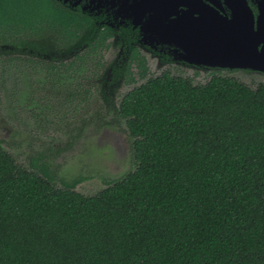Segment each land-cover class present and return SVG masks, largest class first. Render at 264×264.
Returning a JSON list of instances; mask_svg holds the SVG:
<instances>
[{
	"label": "trees",
	"instance_id": "obj_1",
	"mask_svg": "<svg viewBox=\"0 0 264 264\" xmlns=\"http://www.w3.org/2000/svg\"><path fill=\"white\" fill-rule=\"evenodd\" d=\"M107 34L58 0H0V44L95 52ZM117 75L134 168L87 195L0 146V264H264V83L149 75L136 48Z\"/></svg>",
	"mask_w": 264,
	"mask_h": 264
},
{
	"label": "rangeland",
	"instance_id": "obj_2",
	"mask_svg": "<svg viewBox=\"0 0 264 264\" xmlns=\"http://www.w3.org/2000/svg\"><path fill=\"white\" fill-rule=\"evenodd\" d=\"M8 48L11 46L0 44V146L17 164L32 168L31 163L40 159L58 185L60 179L82 176L85 180L75 189L87 195L134 168L132 138L117 114L121 96L133 85L126 84L122 75L123 81L101 94L100 77L117 49L108 48L100 54L88 50L82 58H73V62L79 61L61 81L50 83L41 72L32 71L7 52ZM52 50L66 54L70 51H57L55 47ZM142 53L149 75L169 69L173 74L192 78L194 83H203L211 75L209 68ZM220 72L250 86L264 83L261 73ZM111 90L113 97L108 93Z\"/></svg>",
	"mask_w": 264,
	"mask_h": 264
},
{
	"label": "flooded vegetation",
	"instance_id": "obj_3",
	"mask_svg": "<svg viewBox=\"0 0 264 264\" xmlns=\"http://www.w3.org/2000/svg\"><path fill=\"white\" fill-rule=\"evenodd\" d=\"M259 1L260 0H247L255 16L259 10ZM63 4L72 9L81 10V8L84 7V11L93 18L94 25L98 27L99 31H106V33H108L102 43L103 45L99 46L94 53L100 54V52L108 48L117 49L105 74L100 77V80H103L101 94L107 91L108 87L116 85L120 80L123 81V78L117 79L116 77L118 76L117 74L120 68L128 61L134 48H136L139 54L145 59L146 57L142 51L150 52L159 57L163 56L164 59L173 60L169 48L164 45L165 43L158 45L157 48H152L148 44V39L144 37L142 28L146 27L150 22L153 10H161L160 19L165 23H167L169 19L181 18L183 20V17H189V15L184 14L183 11L191 14L192 17H207L208 19L212 17V19H215V12L222 17H231V9L230 6L226 4V0H78L77 4L74 6L68 3ZM169 10L172 11L170 15H168ZM156 18H159V15H156ZM189 22L191 23L190 20ZM87 41L88 38L83 37L79 39V43L77 42L79 46L74 47V49H71L67 54L53 53V46L48 47L53 52L42 53L39 52V49L29 47L26 44L5 50L14 55L20 62H25V64H22L26 65L32 71L36 73L41 72L43 78L52 83V81H61L66 76V71L70 70L75 62L79 61L77 59L73 62V58H82L83 55L88 52L89 48L87 46ZM180 63L195 68H209L210 73L212 71L233 70L198 66L186 62ZM108 93L110 96L114 95L112 90ZM117 114L120 117L118 109ZM34 163L35 165H40L44 162L37 159ZM44 165L47 169L45 163Z\"/></svg>",
	"mask_w": 264,
	"mask_h": 264
},
{
	"label": "water",
	"instance_id": "obj_4",
	"mask_svg": "<svg viewBox=\"0 0 264 264\" xmlns=\"http://www.w3.org/2000/svg\"><path fill=\"white\" fill-rule=\"evenodd\" d=\"M76 5L78 0H58ZM231 17H189L160 19L161 10H153L150 22L143 29L149 46L169 48L172 59L217 69L249 70L264 74V0L258 3L256 16L247 0H226ZM84 7L81 8L82 12ZM172 13L168 11V15ZM159 15V18H156ZM191 21V23L189 22Z\"/></svg>",
	"mask_w": 264,
	"mask_h": 264
}]
</instances>
